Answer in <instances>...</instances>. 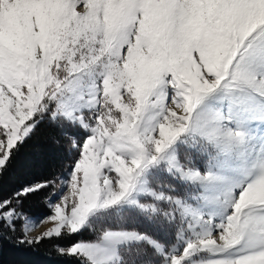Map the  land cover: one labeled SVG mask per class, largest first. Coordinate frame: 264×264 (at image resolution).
I'll use <instances>...</instances> for the list:
<instances>
[{"label":"snow or ice","instance_id":"1","mask_svg":"<svg viewBox=\"0 0 264 264\" xmlns=\"http://www.w3.org/2000/svg\"><path fill=\"white\" fill-rule=\"evenodd\" d=\"M46 134L58 162L21 170ZM5 248L264 264V0H0Z\"/></svg>","mask_w":264,"mask_h":264},{"label":"trees","instance_id":"2","mask_svg":"<svg viewBox=\"0 0 264 264\" xmlns=\"http://www.w3.org/2000/svg\"><path fill=\"white\" fill-rule=\"evenodd\" d=\"M59 157V148L53 141L52 135H42L38 139H34L33 142H30L29 146L25 149L24 154L22 155L19 161V167L21 170L28 168H38L41 165L49 163H57ZM40 208V205L33 204L32 209L29 212L31 215L37 209ZM45 214L46 211H45ZM19 254L25 259H34L32 257H26L21 253L15 252L11 249L5 248L3 253L0 254V258L5 261V264H21L16 263V257L11 259V256Z\"/></svg>","mask_w":264,"mask_h":264},{"label":"rangeland","instance_id":"3","mask_svg":"<svg viewBox=\"0 0 264 264\" xmlns=\"http://www.w3.org/2000/svg\"><path fill=\"white\" fill-rule=\"evenodd\" d=\"M50 225L49 224H46V223H42L40 224L38 227H35L33 229L36 230V232H34L33 230H31L28 234L31 235V236H35L37 234H39L41 231H43L44 229H46L47 227H49ZM16 257V263H21L22 261L26 260L23 256H19V254H15L13 256H11V259Z\"/></svg>","mask_w":264,"mask_h":264},{"label":"bare ground","instance_id":"4","mask_svg":"<svg viewBox=\"0 0 264 264\" xmlns=\"http://www.w3.org/2000/svg\"><path fill=\"white\" fill-rule=\"evenodd\" d=\"M34 232H36V230L35 229H32Z\"/></svg>","mask_w":264,"mask_h":264}]
</instances>
